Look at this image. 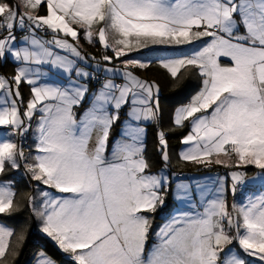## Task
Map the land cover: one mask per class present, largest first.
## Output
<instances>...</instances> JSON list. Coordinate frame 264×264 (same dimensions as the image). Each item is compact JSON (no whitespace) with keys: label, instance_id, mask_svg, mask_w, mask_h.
<instances>
[{"label":"snow or ice","instance_id":"1","mask_svg":"<svg viewBox=\"0 0 264 264\" xmlns=\"http://www.w3.org/2000/svg\"><path fill=\"white\" fill-rule=\"evenodd\" d=\"M42 4L45 16L38 14ZM37 30L52 38L41 39ZM78 30L88 43L113 53L103 56L108 63L150 45L210 38L161 64L173 78L188 68L203 78L201 91L175 113V125L190 122L182 143L191 147L180 159L237 169L229 173L235 194L247 175L241 167L254 166L264 179V0H16L15 6L0 0V59L11 57L18 64L11 81L0 76V176L23 166L32 180L66 194L41 191L39 205L36 197L28 198L38 230L75 264H250L246 257L264 264V194L229 206L221 177L215 188L177 184L176 199L193 211L173 215L148 246L152 222L144 213L163 205L170 183L164 172L150 173L140 126L158 123L153 97L159 89L127 70L147 68L149 61L128 59L121 61L124 83L106 78L85 107L89 87L80 81L94 77L82 66L89 57ZM17 31L26 33L23 46L15 43ZM45 68L62 71L68 85L41 83ZM104 71L115 75L121 69ZM25 83L30 99L22 111ZM37 114L35 155H26L22 140L8 137H26ZM117 124L122 127L112 138ZM158 140L166 169L170 156L163 131ZM15 196L10 183L0 184V214L19 209ZM196 199L202 211L192 203ZM23 238L0 223V264L15 255L13 239L19 246ZM234 242L243 256L235 248L225 251ZM39 264L54 262L41 253Z\"/></svg>","mask_w":264,"mask_h":264},{"label":"trees","instance_id":"2","mask_svg":"<svg viewBox=\"0 0 264 264\" xmlns=\"http://www.w3.org/2000/svg\"><path fill=\"white\" fill-rule=\"evenodd\" d=\"M4 2L15 6L16 0H4ZM39 15H47V10L44 4H42L38 11ZM83 35V31H81L80 36ZM208 40V39H206ZM206 40H199L194 41L190 46L185 45H172L168 46V49H163L159 51H154L155 53L151 54L152 52L143 51L140 53H130L128 56H122L119 60L114 59L113 65L115 64H122L121 61L139 58L143 61H149L150 64L147 68L140 69V68H132V70L136 74H143L144 77L158 86L160 91V103L162 106L167 107L168 109H164V114H167L168 121L166 123L170 124L172 122V111L176 106L187 104L191 101L192 96L199 90L202 85V77L198 74V70L195 68H188L183 69L176 78L171 77L167 70L160 67L158 65L159 59L167 56L171 58H175L179 55H184L183 49L187 48L190 49H198L199 46H202ZM89 48L93 51H98L100 48L99 43H94V45H90ZM143 49V48H141ZM167 50L166 52H164ZM109 54L113 56L111 51H108ZM224 64H230L228 60H221ZM101 78V82L103 80L102 75L99 74ZM100 82V84H101ZM99 85V84H98ZM96 87V85H95ZM122 116H124L122 114ZM162 122L164 120L163 112H161L160 116ZM165 124V123H163ZM121 125L117 124L112 132V138H116L117 133L119 132V127ZM158 127L155 124L147 125V141H146V149H145V156L151 165L150 173L158 172L162 166L163 161L161 159L160 154V147L157 143L156 138V131ZM163 127V125H162ZM188 129L182 132H174L173 134H167V139L169 143V147L171 149H177L180 143V139L185 135ZM28 137V141L23 145L25 148V154L31 155L34 153V144L31 142V138L29 133L26 134ZM23 142L24 138L19 137V143ZM188 171H206L208 170H216L219 168L211 167L205 168L201 165L196 164H187ZM219 170H223L219 169ZM257 168H250L248 171L254 172ZM14 172L11 171L9 168L3 176H0V182H11L12 183V190L16 193L14 198V204L19 206V209L12 214H0V221L3 222L6 226L12 228L16 233L23 234V240L20 242L19 246L16 245L15 239H13L12 245L10 246V251L13 249L15 250V258L11 259L10 264H31L36 255L39 253L40 250H43L45 254H47L50 258L55 260L60 264H71L67 261L64 255L57 249L51 242L46 241L42 236L41 232L38 230L40 221L36 217V215L31 211V207L29 206L28 198L30 196L35 197V188L33 190L34 185L40 187L39 192L41 191H50L55 192V189L47 188V186L40 184L39 182L32 180L31 178H24L21 179H14ZM179 178H183V173L178 172ZM39 194L36 197V204L39 205L40 203ZM165 205L158 206L154 213H147L146 215L151 219V231L149 233V240L148 246L150 247L155 242V232L161 227L163 221L171 214L174 210L175 206L173 203V199L171 194H166L164 198Z\"/></svg>","mask_w":264,"mask_h":264},{"label":"rangeland","instance_id":"3","mask_svg":"<svg viewBox=\"0 0 264 264\" xmlns=\"http://www.w3.org/2000/svg\"><path fill=\"white\" fill-rule=\"evenodd\" d=\"M40 16H45V15H40ZM78 31H79V33H81V31H83V30H78ZM15 35H16V41H15L16 45L23 46L22 41H23L24 35H26V33H22V32L17 31L15 33ZM36 35L39 36L41 39H44V40H50L52 38V34L50 32H42V31L37 30ZM63 38L68 39L70 43H75L74 41L71 40L70 37H63ZM206 39L209 40L210 38H208V37L203 38V40H206ZM94 40H95V34H94ZM94 43H98V42H94ZM94 43L90 44L84 39V32H83V35L80 36V38H79V45L81 47L82 52L89 57V59L87 61V65H82L84 68V71L89 72L91 74V76L95 77V78L99 74H101L102 75L101 77H103L101 84L98 83L99 85L97 84L96 87H95L96 79H90L88 81H80L81 83H88V87H89V93L87 94L85 101H84L85 107L88 105V97H90L93 92H96L101 87L102 83L105 81L106 78L113 79L114 82L117 84H123L124 83V78L121 74L122 71L124 70L123 64L113 65V63H112L113 61L111 63L104 61L103 56L105 54H107L109 56H112V55L109 54L108 51L105 52V49L103 48V46L100 43H99L100 48L98 51L91 50L89 48V46L94 45ZM186 46H190V45H185V47ZM163 49H168V45H150L147 48L139 49V50L133 51L131 53H136V52L140 53L143 50L146 52H152L151 54H153V53H155L154 51H159V50H163ZM56 51H60V50L56 49ZM166 51L167 50H165L164 52H166ZM183 51H184V53H183L184 55L181 54L175 58L165 56V57L159 59L158 65L160 67H162V64H161L162 61L178 59V58H181V57H184V56L190 54V49L188 50L187 48H185V49H183ZM61 54L67 55V53H63V52H61ZM93 57L95 59H92ZM134 59L141 60L139 58H134ZM221 60L230 61L226 57H221ZM141 61H143V60H141ZM97 64H99V67H97ZM113 67H115L117 69H121V71L116 72L115 75H113L112 73L104 71V69H106V68H113ZM17 68H18L17 62H15L11 57H6L4 59H0V76L7 78L9 81H11L12 78L15 76V74L17 72ZM132 68H139V67L129 65L127 70L131 71L133 73V75L138 77L140 80L147 81V82L151 83L150 81H148L144 77L143 74H136L132 70ZM162 68H164V67H162ZM140 69H144V68H140ZM165 70H167V69H165ZM44 71L47 72V76L41 81V83H48V84L53 85V86L68 85L69 80L67 78V75L64 74L62 71H59V72L57 70L49 71L47 68H45ZM76 79L77 78L75 77V75H73L72 80H76ZM202 80H203V78H202ZM202 87H203V84L201 85L199 90L192 96V98L201 91ZM159 94H160V91H158V93H156V95L153 97V101H154L153 106L155 107V105L158 103L159 120H158V123H156V125L158 126V127H156L157 128L156 138H157V143H158L159 147L161 148V146L159 144V140H158V132L159 131L164 132L165 137H166V141H167V151H168L169 156H170V166H168L165 169L164 162H163L162 168L157 173L164 172V174L167 176L170 183H169L167 190L163 193V195L165 198L166 194L170 193L171 197L173 199L174 206H175V208L171 212V214L163 221V224L168 219H170L173 215H176V214H179L182 212L193 211L191 205H189V203L187 201H182V200L176 199V191H177L176 185L179 183H187V184L192 185L193 187L206 186L208 188H215L218 186L217 177L225 178V188H226L225 197H226V200H227V203L229 206H231L234 203L235 204H242V203L246 202V199L250 196H256V195L264 194V179H261V170L257 169L254 172L248 171V169H250V168H255L252 165H248L246 167H241L240 169H238L240 171L245 172L247 175H246V178H245V181L243 182V184L237 185L235 194H233L231 191L232 181H231L229 173H230V171L237 170V169H227V168H224L222 166H218L219 167L218 169L216 166H214V167H216V170H208L207 169L206 171H203V170L202 171H188L187 169H185L187 167L186 166L187 164H194V163H190V162H184L180 159L181 152L188 149L189 147H191V145H185L182 143L183 138H185L190 132V122L186 121L184 126L181 127V126L175 125L174 118H175L176 111L179 108L188 105L190 102L187 104H184V105L176 106L172 111V122L170 124H168V123H166L168 121V119H166L167 114H164V111H165L164 109H168V108L161 105V103H160L161 100H160ZM21 95H22L23 100L25 102L23 105H21V110L23 111L24 108H26V104H27L28 100L30 99V87L26 83L21 85ZM161 112H163V115H164L163 122L160 118ZM37 119H38V114H37V117L33 118L32 130H30L28 132L30 135L32 144L35 143V141H34V135H35L34 129H35V126L37 123ZM121 120L126 121V117L122 116V114H121ZM163 123H165V124H163ZM149 124H155V123H153L151 121H145L140 125L145 130V133H144L145 149H146V141H147V137H148L147 125H149ZM162 125H163V127H162ZM121 127H122V125L119 127V131H120ZM186 129H188V130L185 133V135L180 139V143L178 145V148L177 149H171L169 147L167 134H173L174 132H182ZM8 138L14 139L16 142L19 143V141H18L19 137L18 136L8 137ZM24 150H25V148H24ZM31 155H35V149H34V153H31ZM222 168H223V170H219ZM12 170L15 171L14 172V179H16L17 177H18L17 179H21V177L28 178V176H29V178H31L30 174L25 172V169L23 168V166H21V168L19 170L11 169V171ZM178 172L183 173V175H184L183 178H179ZM157 173L154 172L151 174H157ZM5 183H10L12 186L11 182H5ZM0 184H3V182L1 181ZM34 188H35V190H34ZM39 189H40V187H38L37 185H34L33 190L35 191V197H37L38 194L40 193ZM50 193H52L54 196L66 195V194H60L57 191L50 192ZM192 203L196 204L197 208H199L198 199L193 200ZM164 205H165V202L163 203L162 207ZM199 210L202 211V208H199ZM144 214L146 215L147 213H144ZM0 223H3V222L0 221ZM41 236L46 241L51 242L57 249H59L58 245L51 238L47 237L43 233H41ZM229 248H235L236 251L239 252L241 256L244 255L240 251L238 246L235 244V242L232 245L226 246L225 251L227 252ZM60 252L64 255V257L67 261H69L71 264H75V261L73 259H71L69 254L64 253L62 250H60ZM41 253H43L47 258L51 259L54 262V264H60V263L56 262L55 260H53L52 258H50L47 254H45V252L43 250L39 251V253L36 255V258L34 259V261L31 264H39ZM221 255L223 256V253ZM15 256H16V254L14 256L8 257L9 264L12 261L11 259H14ZM246 259L250 261V264H256L254 258L246 257Z\"/></svg>","mask_w":264,"mask_h":264},{"label":"built area","instance_id":"4","mask_svg":"<svg viewBox=\"0 0 264 264\" xmlns=\"http://www.w3.org/2000/svg\"><path fill=\"white\" fill-rule=\"evenodd\" d=\"M94 79H96V83H95V85H97L98 83H100L101 82V78H100V76L98 75V76H96V78L94 77ZM28 136L26 135V137H24V140H23V145L28 141V138H27Z\"/></svg>","mask_w":264,"mask_h":264}]
</instances>
